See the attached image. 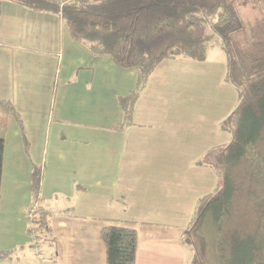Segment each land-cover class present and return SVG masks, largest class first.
Segmentation results:
<instances>
[{"label":"crops","instance_id":"obj_1","mask_svg":"<svg viewBox=\"0 0 264 264\" xmlns=\"http://www.w3.org/2000/svg\"><path fill=\"white\" fill-rule=\"evenodd\" d=\"M50 1L62 6L73 0ZM213 48L222 52L218 45ZM208 63V57L202 62L185 57L162 61L132 104L131 124L124 126L119 100L135 91L138 72L119 69L71 38L60 13L4 2L0 101L9 102L18 114L27 144L19 120L0 117V252L14 251L3 264H105L100 230L111 225L137 231L135 264H190V251L181 240L186 226L173 223V212L181 207L168 178L173 180L172 166L178 163L191 164L188 170L195 178L203 168L215 176L210 167L197 164L230 141V130L221 126L238 103L237 90L225 81V54L210 64L209 76L218 71L231 104L217 109L195 82L186 93L187 82L176 78V71L181 67L187 74L194 67L203 72L193 76L203 78ZM154 84L157 89L150 96ZM190 104H198L197 110L189 109ZM173 116L179 121L167 127ZM192 138L202 150L191 161L183 148ZM34 167L41 172L39 205L50 212L57 252L52 260V249L38 245L36 256L30 243L27 209L34 202ZM146 167L151 171L146 173ZM190 175L185 179L193 180ZM148 180L165 181L151 186L152 200L140 192Z\"/></svg>","mask_w":264,"mask_h":264},{"label":"trees","instance_id":"obj_2","mask_svg":"<svg viewBox=\"0 0 264 264\" xmlns=\"http://www.w3.org/2000/svg\"><path fill=\"white\" fill-rule=\"evenodd\" d=\"M4 2L33 11L60 13L71 38L85 43L94 55L108 57L119 69L138 72L135 91L119 100L124 126L131 124L132 104L162 61L185 57L202 62L213 47L212 37L216 40L215 45L225 54V81L237 90L238 103L221 126L230 130V141L211 150L205 163L201 160L197 164L214 171L217 187L197 199L181 239L191 252L190 264H211L203 226L208 218L223 223L232 216L233 198L239 187L232 177L234 168L248 163L244 173L250 167L264 184V157L255 149L264 141V13L251 22L243 21L237 0H73L62 6L50 0H0V10ZM211 17L215 19L214 34L207 32ZM0 114L19 118L7 101H0ZM18 120L27 144L24 126ZM3 153L4 139L0 138V196ZM40 180V169L34 167V202L27 209L29 231L35 230L37 246L52 249V260L56 258V245L50 212L39 205ZM262 195L264 205V192ZM258 212L263 220L260 227L250 234L231 235L225 249L219 245L216 264H264V230L260 231L264 212ZM100 238L106 250L105 264H135L134 228L104 226ZM13 253L0 252V264L11 261Z\"/></svg>","mask_w":264,"mask_h":264},{"label":"rangeland","instance_id":"obj_3","mask_svg":"<svg viewBox=\"0 0 264 264\" xmlns=\"http://www.w3.org/2000/svg\"><path fill=\"white\" fill-rule=\"evenodd\" d=\"M238 5V12L241 15V17L246 22H251L259 16L260 14L264 13V0H237ZM262 10V12L260 11ZM214 18H210L207 21V32L208 34H214ZM214 38L212 37V41L210 42V45L215 46ZM208 61L209 63L205 65L204 67L207 70L205 71V77L200 78L199 75L197 77H194V74H198L199 71L202 72L199 69L191 68L187 69V74H183L184 69L179 68L175 76L178 79H183L185 82H187L185 87L186 93L189 91H192V83L195 82V85L198 89V92L204 93L208 100H214V105L217 106V109L219 107L222 108V111L225 110V104H231V100L227 99L226 96H224L227 91L224 90L225 85L219 81L218 71L214 70V74L209 76L210 72L212 71L210 64H212L214 61H217L219 58L223 57L224 54L220 52L219 50H216L215 48L209 49L207 53ZM215 75V77H214ZM203 76V75H202ZM195 78L196 80H193ZM166 84V83H161ZM171 86V85H170ZM157 86L154 84L150 96L154 94V91L156 92ZM223 89V90H222ZM157 95V94H155ZM231 98V97H230ZM208 107V105H206ZM189 109L197 110L198 104L192 106H188ZM200 109L202 107L199 106ZM0 117L5 118L6 116L4 114H0ZM179 120H176V118L170 117L167 120V127L169 124H176ZM208 126H210V122H206ZM161 124V120L158 121V125ZM183 124V123H181ZM165 136H167L165 133H163ZM200 135V133H198ZM202 135V134H201ZM217 136V135H216ZM229 136V134H228ZM168 137V136H167ZM225 136L223 135V138ZM222 138V139H223ZM197 138H192L193 140H196ZM225 139V138H224ZM152 140H156L155 136L152 137ZM229 139H227L228 141ZM225 140H222V143ZM200 143H197L193 141V143L186 144L183 148L184 153H190V160L192 161L194 158L197 157L198 153L202 150V146L200 147ZM200 147V148H199ZM256 150H259L264 157V141L256 145ZM149 149H147L148 152ZM172 150V149H169ZM173 153H179V151H171ZM145 158L143 157V160ZM207 159V158H206ZM202 162L205 163V157L202 159ZM207 163V162H206ZM249 164H242L237 165L234 168L233 175L236 180H234L235 184L239 185L238 191L236 195L233 198V209H232V216L230 219L226 222L221 223L220 221L218 223H215L212 218H208L203 226V231L207 238L208 243V257L211 261V264H216L217 259V252H220V249H225V245H230V236L232 235H246L252 233L255 229H258L260 227L259 223L263 222L259 218L260 213L258 212V209L262 210L264 212V205L262 203L264 192V184H262V180L257 177L254 173H251V168L248 167L247 173H244L245 166H248ZM170 167L172 166L169 165ZM189 166L191 164H173L172 168L173 170V180L170 181L171 176L168 178V183L172 182L174 185L173 192L176 199L179 200V207L173 212L174 213V221L173 223L176 226H186L189 219L191 218L196 204L195 201L199 197H202L203 195L214 191V189L217 187V178L213 175L211 170L208 169H200L199 177L195 178L194 175H190L191 171L188 170ZM155 170V169H153ZM151 171L149 167H146L145 172ZM157 172V171H156ZM187 175H190L193 180L185 179L187 178ZM210 176H213V180H211ZM206 177V178H205ZM142 190L141 195L144 197H147V199H154L152 198V195L154 194V191L152 190L151 186L159 187L162 185V183H165V181H159V180H148L142 182ZM161 184V185H160ZM159 190V189H158ZM159 192V191H158ZM175 206H177L175 204ZM153 215V213H151ZM143 220L148 221L149 217L147 214L143 215ZM30 227V224H29ZM263 228H260V231L264 230V224L262 226ZM235 233V234H234ZM241 233V234H240ZM31 238V237H30ZM31 246L35 249L33 253H36L37 251V245H33L34 241L30 239ZM219 245L221 246L220 249L218 248ZM229 250V248H228ZM227 250V251H228ZM190 251V250H189ZM37 256V253H36ZM189 257H191V252Z\"/></svg>","mask_w":264,"mask_h":264},{"label":"built area","instance_id":"obj_4","mask_svg":"<svg viewBox=\"0 0 264 264\" xmlns=\"http://www.w3.org/2000/svg\"><path fill=\"white\" fill-rule=\"evenodd\" d=\"M34 207H36V206H34ZM29 236L31 237L32 241H34L33 244L36 245V243H35V230L32 229L31 231H29Z\"/></svg>","mask_w":264,"mask_h":264}]
</instances>
